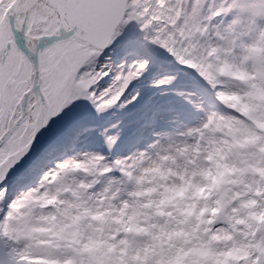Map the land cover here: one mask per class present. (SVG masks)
Masks as SVG:
<instances>
[{
	"label": "snow or ice",
	"instance_id": "obj_1",
	"mask_svg": "<svg viewBox=\"0 0 264 264\" xmlns=\"http://www.w3.org/2000/svg\"><path fill=\"white\" fill-rule=\"evenodd\" d=\"M136 9L133 0H0V264H115L104 186L127 164L64 159L66 145L89 108L127 107L148 76L182 99L179 120L210 103V73L186 46L149 44Z\"/></svg>",
	"mask_w": 264,
	"mask_h": 264
},
{
	"label": "clouds",
	"instance_id": "obj_2",
	"mask_svg": "<svg viewBox=\"0 0 264 264\" xmlns=\"http://www.w3.org/2000/svg\"><path fill=\"white\" fill-rule=\"evenodd\" d=\"M133 4L149 44L186 46L210 73V103L194 105L193 122L174 118L173 131L120 159L127 175L108 178L112 259L264 264V0Z\"/></svg>",
	"mask_w": 264,
	"mask_h": 264
},
{
	"label": "rangeland",
	"instance_id": "obj_3",
	"mask_svg": "<svg viewBox=\"0 0 264 264\" xmlns=\"http://www.w3.org/2000/svg\"><path fill=\"white\" fill-rule=\"evenodd\" d=\"M157 78H143L133 89L136 102L127 107L112 108L100 114L89 108L81 124L83 133L75 143L66 145L63 158H79L83 153L98 154L112 165L116 160L138 155L157 138L156 134L173 131V119L186 111V106L172 90L155 87ZM108 137L116 139L111 150L107 145ZM112 176L118 178L119 173L114 171Z\"/></svg>",
	"mask_w": 264,
	"mask_h": 264
}]
</instances>
